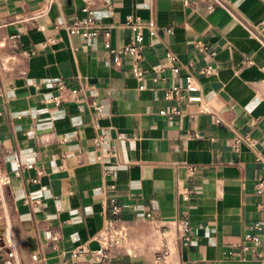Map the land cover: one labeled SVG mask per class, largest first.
I'll return each mask as SVG.
<instances>
[{"label":"crops","instance_id":"0c3cea01","mask_svg":"<svg viewBox=\"0 0 264 264\" xmlns=\"http://www.w3.org/2000/svg\"><path fill=\"white\" fill-rule=\"evenodd\" d=\"M88 2L0 0V172L19 261L264 264V0H224L210 13L193 0ZM88 15L110 26L113 48L133 34L128 15L152 19L143 59L110 53L104 29L67 30ZM187 75L196 90L171 92ZM238 136L253 145L234 147ZM255 222L259 255L242 253ZM100 236L110 244L97 260Z\"/></svg>","mask_w":264,"mask_h":264},{"label":"built area","instance_id":"2783aa9c","mask_svg":"<svg viewBox=\"0 0 264 264\" xmlns=\"http://www.w3.org/2000/svg\"><path fill=\"white\" fill-rule=\"evenodd\" d=\"M193 1H199L202 2L207 12H213L217 8H221L225 6L224 0H193ZM87 5H90L88 0H86ZM84 10H87L85 8ZM87 12L90 14V11L87 10ZM123 26L130 28L133 31V34L131 38L128 40V42L124 43L122 46L118 48H113L110 44L109 39V28L110 26H102L101 24L97 23L94 18L91 15H88L83 18H75L71 23L67 25V30L70 33H80L85 38H90L96 36L99 29H104V39L103 43L104 46L109 50L110 53L117 55L118 53H127L132 57V60L134 64H138L143 59V43H142V33L141 30L143 28H146L150 34L156 33V25L152 19L143 21L138 17H135L133 15H128L126 17V20L123 24ZM257 29V28H256ZM170 29L167 28L165 31H169ZM261 31H264V27H261ZM262 37L264 38V32L261 33ZM7 40L9 41L12 48H17V34H9L7 36ZM167 56L171 60H175L176 56L173 52L167 51ZM174 71H177V68L173 69ZM212 71V68L210 66H207L204 69L205 73H210ZM140 75V71L137 72ZM193 76L187 75L185 76V84L183 88H177L173 87L171 92L178 94L182 92H192L196 90V86L192 83ZM53 85L60 90V92L65 91L66 85L62 80H57L53 83ZM188 98L190 100H196L198 99V96L195 95H189ZM62 100L60 95H57L53 98V101L56 103H59ZM100 139H97V142H99ZM241 141H246L249 145H253V141H251L249 138H242L240 136L235 138V142L233 144L234 147H238L239 143ZM31 164H26L25 167H31ZM188 170L191 172L194 170L193 166H188ZM36 178L33 179L35 181ZM9 184V176L5 172H0V264H23L19 261L17 250L14 243L13 238V231L8 215V204L5 199L4 195V188ZM43 190L46 189V186L41 187ZM257 190L259 192L264 191V179L260 180L257 184ZM182 198L184 200L188 199V191L183 190L181 192ZM27 203H33V204H39L38 199H33L29 196H26L24 199ZM110 209L114 214H116L119 211V206L115 203H113L110 206ZM178 229L179 234L177 236L178 240H188L189 239V222L186 219H181L178 223ZM260 230L261 226L258 222H255L251 226V232L245 233L240 240V242L237 244V246L241 249L242 253H245L247 251H250L254 254L259 255V247L261 245V238H260ZM55 239V237H53ZM99 241V248L92 250V253L97 260H101L104 258V249L106 246H108L110 243L109 241L104 237L100 236L98 238ZM118 240H114L113 243H117ZM232 254L239 255L237 252H232ZM242 258L244 256L241 255ZM45 261V256L42 253H36L33 252L29 255V261L26 264H43Z\"/></svg>","mask_w":264,"mask_h":264}]
</instances>
